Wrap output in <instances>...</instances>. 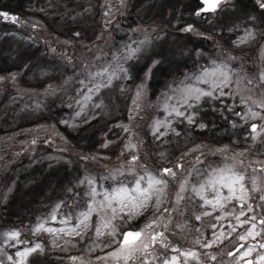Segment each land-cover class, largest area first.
<instances>
[{
  "label": "rangeland",
  "instance_id": "rangeland-1",
  "mask_svg": "<svg viewBox=\"0 0 264 264\" xmlns=\"http://www.w3.org/2000/svg\"><path fill=\"white\" fill-rule=\"evenodd\" d=\"M239 1L226 0L215 13L196 15L202 7L200 0H0V12L18 17L15 23L0 17V233L18 230L20 239L29 241L27 246H44L43 254H33L28 264H73L70 257L74 256L99 264L96 257L111 250L101 251L111 238L103 237L97 241L101 247L89 252L95 215L83 239L76 236L66 243L70 238L64 237L57 241L58 246L52 244L49 233L41 230L33 235L31 229L45 220L46 227H64L59 223L64 215L78 214V205L88 199L85 193L89 186L80 181L91 177L96 179L98 190L100 184L110 187L113 181L101 177L117 169L126 171L134 154L140 157L137 166L144 164L152 171L172 167L178 160L185 167L205 171L207 165L220 166L226 156L240 152L245 153L242 159L249 173L250 161H264V136L253 141L249 131L251 123L261 121L245 123L234 114L244 111L239 97H204L197 108L189 110L196 113V123L173 115L168 119L175 132L159 138L152 134L154 120L167 116L163 108L166 96L178 98L171 89L212 60L230 66L233 80L241 81V95L250 94L247 88H254L251 94L259 95L261 89L256 83L264 71V9L257 0H251L247 8ZM188 25L194 31H182ZM246 29L255 36L239 43ZM140 41L144 43L139 45V58L126 65L130 78L114 79L109 87L93 94L92 101L77 116V101L86 91L80 81L87 82L89 72L107 62L115 63L113 56L123 52L125 45L136 47ZM154 61L160 63L145 79ZM247 79H253L254 85H247ZM142 83L145 87L140 109L130 119L132 101ZM94 104L101 106L96 108ZM201 123L206 127H198ZM125 125L131 132L123 130ZM129 140L137 145L135 152L125 149ZM201 153L203 163L197 164L194 157ZM236 164L239 168V162ZM251 167L259 165L252 163ZM54 209L55 222L48 219ZM180 210L184 216L173 213L176 223L187 219L189 227L201 228L202 239H211L208 226L216 223L212 217L195 221L186 216L204 209L182 204ZM152 214L149 208L121 230L141 226ZM223 223L227 228V221ZM174 230V240L187 236V241L180 242L192 246L195 233ZM235 236L233 233L222 244L198 250L230 262L232 258L226 253L234 251ZM259 243H264V238L246 242L257 244L248 258L264 251ZM16 250L0 239V260L5 264L7 255Z\"/></svg>",
  "mask_w": 264,
  "mask_h": 264
},
{
  "label": "snow or ice",
  "instance_id": "snow-or-ice-1",
  "mask_svg": "<svg viewBox=\"0 0 264 264\" xmlns=\"http://www.w3.org/2000/svg\"><path fill=\"white\" fill-rule=\"evenodd\" d=\"M200 2L203 7L197 10L196 15L215 13L224 0H200ZM257 3L261 9H264V0H257ZM0 17L13 23L18 22V17L7 12H0ZM182 31L191 32L194 29L188 25ZM254 36L251 29H246L245 35L239 38V43L247 42ZM143 43L144 41L137 42L136 47L125 45L123 52L113 56L115 63L107 62L105 66L89 72L87 82L80 81L86 91L82 92L81 100L77 101L80 105L77 116L92 101L93 94L109 87L114 79H119L121 76L125 79L130 78L126 65L128 61L139 58L141 53L139 45ZM159 63V61L153 62L145 73V79L150 78L153 68ZM233 75V70L226 62L218 63L212 60L208 66H202L196 73L186 76L176 88L171 89L173 93H178V98L166 96L163 108L167 116L163 120H154L153 136L159 138L167 135L169 131L175 132L172 121L168 119L173 115L183 117L189 124L196 123L194 119L196 113L190 112V109L197 108L204 97L218 99L224 96L239 97V104L244 111L234 114L245 123L250 120L261 121L259 124L251 123L249 130L251 139L256 141L264 136V71H261L257 78L256 86L261 89L259 95L251 94L254 88H247L249 95H241L239 91L241 81H234ZM246 83L254 85V80L247 79ZM233 84L236 85L235 91ZM144 87L143 83L137 87L132 101L133 107L130 109V119L133 118V113L138 114ZM100 106L94 104L96 108ZM122 127L125 132H131L128 126ZM198 127L204 128L206 125L201 123ZM162 128L164 131H161ZM104 146L107 147V144ZM125 149L135 152L137 145L129 140ZM202 155L203 153L194 157L197 164L203 163ZM244 155V152H240L226 156L222 165L213 167L209 164L205 171H200L195 166L185 167L179 160L172 167L152 171L144 164L137 166L136 162L140 157L134 154L128 161L129 167L126 171L117 169L115 173L101 177L102 180L113 181L110 187L100 184L98 190L96 179L91 177H85L80 181L82 184L87 182L89 186L85 193L88 199L83 205H78L81 208L78 214L69 212L64 215L59 221L64 227H46L47 220H45L31 229L32 234L35 235L41 230L49 233L53 237L54 246H58L57 241L64 237L70 238L65 241L70 243L76 236L84 238L92 227L91 220L95 215L93 246L89 248V252L101 247L97 241L103 237L111 238L109 243L102 245L101 251L104 248L111 250L105 252L103 256L96 257L99 264H207L208 261H218L217 255L198 249H210L213 245L222 244L235 233L236 242L232 244L234 251L229 250L226 253L232 261L219 260L218 264H241V261L244 264H262L264 251L259 252L254 258H248L256 251L257 244L246 245V242L249 238L253 241L257 237L264 238V161H250L249 173L247 168H244L245 161L242 159ZM236 162H239V168ZM252 163L258 164L259 167H251ZM182 204L204 209L192 213V219L195 221H202L204 217H212L216 221L208 226L212 230L211 239H202L204 232L200 227H189L187 219L184 223L174 221L173 213L184 216V212L180 210ZM149 208L152 209L153 214L141 226L121 230L122 226L142 216ZM73 216L76 220L75 224H72ZM48 219L53 222L57 220L56 209ZM225 220L227 228L223 223ZM174 229L179 230L180 233H195L191 236L192 246L185 247L180 242L187 241V236L174 240L173 238L177 236V231ZM20 236L18 230L0 233V239H3L5 246L17 248L14 254L7 255L8 264H28L30 256L44 252L42 244L34 243L27 246L29 241L21 240ZM241 241L245 243H240ZM19 245L26 246L20 248ZM258 247L264 249V243H259ZM70 260L73 264H92L91 260H86L84 257L74 256L70 257ZM0 264H5V261L0 260Z\"/></svg>",
  "mask_w": 264,
  "mask_h": 264
},
{
  "label": "trees",
  "instance_id": "trees-1",
  "mask_svg": "<svg viewBox=\"0 0 264 264\" xmlns=\"http://www.w3.org/2000/svg\"><path fill=\"white\" fill-rule=\"evenodd\" d=\"M251 0H240L239 1V3H240V5L241 6H243V8H247L248 7V4H249V2H250ZM192 42H196V40H192ZM190 67H191V65H190ZM154 77V76H153ZM187 217H192V214H190V213H188L187 215H186ZM226 249V248H225ZM224 249V250H225Z\"/></svg>",
  "mask_w": 264,
  "mask_h": 264
},
{
  "label": "water",
  "instance_id": "water-1",
  "mask_svg": "<svg viewBox=\"0 0 264 264\" xmlns=\"http://www.w3.org/2000/svg\"><path fill=\"white\" fill-rule=\"evenodd\" d=\"M224 2H226V0H224ZM202 7H203V5H202ZM202 7H201V8H202Z\"/></svg>",
  "mask_w": 264,
  "mask_h": 264
}]
</instances>
